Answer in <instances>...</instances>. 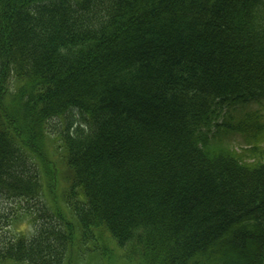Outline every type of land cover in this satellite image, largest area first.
<instances>
[{
	"label": "trees",
	"instance_id": "16d2710c",
	"mask_svg": "<svg viewBox=\"0 0 264 264\" xmlns=\"http://www.w3.org/2000/svg\"><path fill=\"white\" fill-rule=\"evenodd\" d=\"M262 99L264 0H0V264H264Z\"/></svg>",
	"mask_w": 264,
	"mask_h": 264
},
{
	"label": "rangeland",
	"instance_id": "374dc122",
	"mask_svg": "<svg viewBox=\"0 0 264 264\" xmlns=\"http://www.w3.org/2000/svg\"><path fill=\"white\" fill-rule=\"evenodd\" d=\"M251 111H257L261 114L262 118L264 119V99H262L259 102H252L249 103L247 105H240L235 109H232V111L230 112V116H228V114H226L225 117H221L223 119V121L226 122H230V123H236V121L240 120L241 118H243L248 112ZM215 129V127H214ZM212 131V134L210 135V141L211 144L215 147H221V148H226V150L228 151H235L239 154H243V157L246 161H250L253 159H260L261 155L264 154L263 151L264 150V134H260L258 135L256 138H246L242 133L236 132V131H232V130H226L224 125L222 128H217ZM253 146L256 147V149H253ZM264 155H262L263 157ZM54 202V205H58L60 207V209L62 210L63 214H64V218H68L70 217L68 215V210L67 208L63 205V202L60 201H52ZM5 203L4 201H2V204ZM52 205L53 208H55L56 206ZM51 218L53 219V223L56 226L62 227V222L63 219L61 221V218H57L55 216H51ZM20 226V227H19ZM27 228L28 230L32 231V224H25L23 222L19 223L18 228H20L21 230L23 228ZM14 231L13 227H9L6 226L5 228L0 230V239L4 238V237H8V235H10V233H12ZM87 244H89L88 242H86ZM85 243V244H86ZM84 244V245H85ZM110 249L111 251H113L111 253V257L108 258V260H104L105 262L103 264H135L134 261H130L125 259L124 257V250L122 248H118L116 246L110 245Z\"/></svg>",
	"mask_w": 264,
	"mask_h": 264
}]
</instances>
